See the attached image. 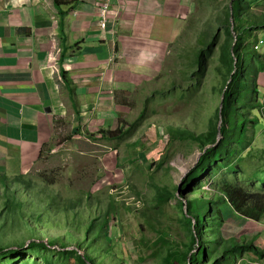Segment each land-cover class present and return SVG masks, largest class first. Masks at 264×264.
<instances>
[{
    "label": "rangeland",
    "instance_id": "1",
    "mask_svg": "<svg viewBox=\"0 0 264 264\" xmlns=\"http://www.w3.org/2000/svg\"><path fill=\"white\" fill-rule=\"evenodd\" d=\"M196 2V12L175 33L164 63H158V77L141 83L132 90V94L129 90L127 99L134 102L128 110L126 122H123V129L127 125L124 132L126 139L120 133L112 141L110 134L101 138L99 131L93 130L85 133V137L88 135L94 141L81 142L83 137L80 136L82 140L79 139L72 146L68 144L71 138L67 132L61 142L53 143L54 147H62L53 153L44 151L41 162L46 164L43 167L37 164L27 168L26 175L19 176V182L14 183L10 177L0 174V252L23 250L33 242L40 244L35 241L38 240L42 243L40 245L56 250L66 244L70 249L82 248L95 262L102 259L104 264H111L112 259L114 264H164L166 246L173 248L177 245L183 251L192 243V230L182 223L187 198H199L205 192L209 199H213L214 192H217L215 187L226 182L239 184L250 191L264 192L263 122L257 124L256 129L254 124L247 123L246 154L243 152L238 162L235 160L239 154L229 155L226 162H235L230 170L218 167L211 175L203 173L201 181L195 182L191 195L181 190L182 182L199 161L203 150L199 142L177 136L176 132L185 129L198 136L207 131L211 117L215 122V109L220 104L219 89L230 71L231 60L232 69L237 61L230 50L233 48L234 25L238 32L255 27L247 32L252 38L245 44V58L241 57L240 63L243 64V76L259 87L258 101L264 107V72L254 76L252 65L256 54H264V29L260 28L264 25V11H250L243 19L233 20L231 0ZM228 31H231L230 35ZM212 40L216 42L211 48V57L206 58L205 76L198 80L194 74L198 70L200 51L208 49ZM255 45L259 47L257 52L254 51ZM252 76L254 78L250 80ZM250 94L248 90L244 97L237 99L236 106L243 108L237 110L250 111L247 104L254 95ZM222 100L223 95L220 102ZM219 109L221 112V106ZM232 115L235 117L233 112ZM235 118L229 123L235 122ZM137 132L146 134L138 142L140 146L134 142ZM153 134L156 136H151ZM170 137H173V141ZM221 139L220 135L215 144ZM229 146L230 149L237 148L234 143ZM15 171L17 169L11 167L6 175L11 176ZM45 177L55 183L49 185L46 182L39 186L40 198H44L42 203H38L39 209L25 207L21 210L27 218L40 212V225L36 227L27 223V219H21L16 203L25 196L21 182L32 179L33 182L28 185L30 187L39 184L40 178V183L44 182ZM5 194H16V200L5 201ZM33 195L37 196L38 193ZM219 201L214 200L213 219H210L212 222L206 231L205 241L211 239L208 232L213 228V221H218L223 241L234 240L242 245L252 241L264 251V219L259 223L244 219L232 212L228 205H219ZM178 202L184 203L182 215ZM108 214L110 222L107 221ZM103 224L106 225L100 230ZM90 225L93 228L88 233ZM99 236L101 239L97 238ZM110 237L112 243L109 245ZM207 246L210 247V244ZM221 249L217 258L208 264H264V260H258L251 252L227 258ZM106 250L113 256H106ZM3 264L16 262L3 261ZM66 264L76 263L72 260Z\"/></svg>",
    "mask_w": 264,
    "mask_h": 264
},
{
    "label": "crops",
    "instance_id": "2",
    "mask_svg": "<svg viewBox=\"0 0 264 264\" xmlns=\"http://www.w3.org/2000/svg\"><path fill=\"white\" fill-rule=\"evenodd\" d=\"M103 2L0 0V174L13 183L43 167L44 149L67 132L72 146L80 136L89 142L93 130L112 141L125 132L134 102L127 96L158 77V63L197 7L195 0H112L119 17L102 29ZM243 2L238 19L264 11V0ZM137 134L140 146L146 134ZM11 167L17 171L7 176Z\"/></svg>",
    "mask_w": 264,
    "mask_h": 264
},
{
    "label": "trees",
    "instance_id": "3",
    "mask_svg": "<svg viewBox=\"0 0 264 264\" xmlns=\"http://www.w3.org/2000/svg\"><path fill=\"white\" fill-rule=\"evenodd\" d=\"M53 1L58 7L63 0ZM231 2V6L234 11L233 20H235L241 15H243L246 10V5L243 0H231ZM254 28L255 27H252L238 32L236 26L234 25L232 29V31H234V33L236 34V41L233 45L231 55L237 61L235 64V69L234 67L232 69L231 60L229 64L230 71H228V75L223 80L222 86L219 89L220 97L223 93V100L221 102L220 126V135L222 136V139L217 144H215L217 137L216 125L218 121V109L220 104H218L215 109V122L213 121V117L208 120V129L205 133L196 136V134L190 130L184 129L177 130L176 132L177 136H182L184 139H187L189 141L197 143L199 142L201 150L204 151L199 161L196 163L192 171L189 173V175H187V177L181 184V190H184L189 195H191V192L194 191V188L196 186L194 184L195 182H199L200 178H202L203 176V173L208 172L207 175H211V173L215 171L218 167L230 170L231 166L242 158L241 154L243 152H245L246 154V150L248 148V141L246 140L248 122H251L255 125L254 129H256L257 124H260L262 122L264 124L261 111L263 106L258 101L260 95L259 87H257L255 84H251L246 79V77L243 76V64L240 63L241 57L245 58V44L249 42L252 38V35L248 34L247 32L253 31ZM230 33L228 31L229 35ZM215 42V40H212L208 49H206L205 51H200L197 63L198 70H196V74H194V77L196 76L198 80H201V78L205 76L207 70L206 58L209 59L211 57V48H214L213 45H215ZM252 62L254 66V76H257L259 73L264 72V55L255 57ZM233 70L235 71L230 76ZM62 75L64 77L65 73ZM230 77L231 81L227 83ZM253 78L254 77L252 76L250 80H252ZM250 86H253V88H251ZM248 90L251 92L250 96L254 94V98L251 97L250 102L247 104L248 106H250V111L245 113L244 111L237 110V108H243L237 107L236 104L238 103L236 101L238 98L244 97L245 92H248ZM232 112L235 114L236 118L232 115ZM232 118H235L236 120L235 122L230 124L229 122ZM234 130H236V132H234ZM103 133L102 131H99V134H102L101 138H103ZM121 134L123 135L125 133L121 132ZM104 137H106V134H104ZM170 138H172L171 141H173V137ZM228 142L229 144L234 143V146L237 148L230 149L229 144H227ZM207 146L209 147L205 149V147ZM52 149L53 145H50L48 148L46 147L44 151H51ZM234 153L239 154L237 155L238 159H236L235 162H226V158L229 157V155H233ZM43 180L44 182L40 183V178L39 184L35 183V185H32L30 187L28 185L33 182L32 179L26 182H21V186H23L25 191V196L24 199H19V202L16 201L18 210L21 215V219H27V223L34 224L36 227L38 226V224L40 225V220L38 219L41 218V216L39 215L40 212L33 216H30V218H27L26 215L21 213V210H23V208L25 207H33L39 209L38 203H42L44 201V198H40L41 191L39 189V186L45 184L46 182L49 183V185L54 184V181H48L46 177ZM6 189L9 193L10 190L8 189V187H6ZM215 189L217 190V192H214L213 199H209L208 193L205 192H203V195L199 198H194L193 196H191L190 198L186 199L184 210L185 218H183L182 223H184L186 226H189L192 230V243L190 245H187L185 250L183 251H181L177 245H174L173 248H171L170 245L166 246V252L164 254L165 257L163 259L164 264H208L209 262L217 258L216 255L220 247H222L221 250L223 254H227V258L240 255L241 253L244 254V252H251L257 257L258 260H264V251L259 246L254 245L252 241L247 242L246 245H242V243H239L237 241L233 242L234 240L223 241L219 234L221 224L218 221H213V228L210 232H208L211 236V239H207L205 241V236L207 233L206 231L209 229L210 222H212L210 221V219H213L212 206L214 205L215 199H220V201L218 202L219 205H228L229 209L231 208L232 210H234V212L240 217L259 223L262 221V219H264V192L250 191L245 187L239 184H234L232 182L222 183L218 187H215ZM32 192L38 193V195L34 196ZM197 192L198 191L196 190L195 193ZM35 198L36 200H34ZM4 200H10L11 202H13L14 200H16V194H5ZM178 203L181 206L182 215L184 203ZM201 214L202 217H200ZM107 221L110 222V214L107 215ZM104 225L106 224H103L100 227V230L104 228ZM92 228L93 226L91 227L90 225V227H88L87 229V232L90 233L92 231ZM97 238L101 239V236ZM35 241L42 244L41 241ZM111 243L112 239L110 237L109 245ZM208 243L210 244V247L207 246ZM40 244L33 242L26 249L23 250H4V252H0V264H3V261L8 263L15 261L16 264H54L58 261L60 262V264H66V262L71 263L72 260H74L76 264H104L102 259L95 262L94 258L91 257V255L87 254L82 248L80 250H82L84 253L82 252V254H79L78 250L70 249L69 246H66L67 244L61 245L60 248L57 249L59 251H57L56 249H51L50 246H43ZM195 249L196 251L193 252ZM106 252L107 250L104 251V253ZM106 256L112 257L113 254L106 253ZM226 260L227 259H225V261ZM111 264H114L113 259Z\"/></svg>",
    "mask_w": 264,
    "mask_h": 264
},
{
    "label": "clouds",
    "instance_id": "4",
    "mask_svg": "<svg viewBox=\"0 0 264 264\" xmlns=\"http://www.w3.org/2000/svg\"><path fill=\"white\" fill-rule=\"evenodd\" d=\"M106 1L107 0H104V2L102 3V5L104 4V3H106ZM111 3H112V1H111ZM111 3H110V8H109V18H108V23L110 22V21H116L117 19H118V17H119V11H114V10H112L111 9ZM101 5V6H102ZM101 6H100V8H101ZM99 8V9H100ZM99 9H98V12H99ZM233 29V28H232ZM232 33H234L233 31H232ZM261 41H259V43H260ZM262 43V42H261ZM255 48H256V45H255V47H254V51L255 52H257V50H255ZM259 48V47H258ZM264 54L263 53H260V54H256V56L255 57H258V56H263ZM112 62H113V60H112ZM88 139V138H87ZM89 140V139H88ZM52 145V144H51ZM63 145H60V146H58V147H54V145H53V149L52 150H56L57 148H59V147H62ZM49 147V146H48ZM47 147V148H48ZM51 150V151H52ZM46 151H48V152H50V153H53V152H51V151H49V150H46ZM116 154H117V150H116ZM230 210H232L231 208H230ZM232 212H234V210H232ZM235 213V212H234ZM238 215V214H237ZM72 249H76V250H78L77 248H72ZM78 252H79V254H82V251L81 250H78Z\"/></svg>",
    "mask_w": 264,
    "mask_h": 264
},
{
    "label": "built area",
    "instance_id": "5",
    "mask_svg": "<svg viewBox=\"0 0 264 264\" xmlns=\"http://www.w3.org/2000/svg\"><path fill=\"white\" fill-rule=\"evenodd\" d=\"M110 0H107L106 3H104L101 8L99 9V16H100V21H99V26L104 29V27H106L107 23H108V18H109V8H110ZM261 44V42H260ZM255 50H258V47L256 45ZM56 71V69H55ZM51 152H54V150H52Z\"/></svg>",
    "mask_w": 264,
    "mask_h": 264
},
{
    "label": "water",
    "instance_id": "6",
    "mask_svg": "<svg viewBox=\"0 0 264 264\" xmlns=\"http://www.w3.org/2000/svg\"><path fill=\"white\" fill-rule=\"evenodd\" d=\"M231 28H232V26H231ZM232 36H233V43H232V47H233V45H234V43H235V41H236V34L235 33H232ZM231 53H232V48H231ZM235 64H236V61H235ZM235 64H234V69H235ZM234 71L235 70H233L232 71V73H231V75L234 73ZM227 83H229V80L227 81ZM224 91H225V88H224ZM221 95H223V93L221 94ZM221 98V97H220ZM221 106V102H220V105H219V107ZM220 126H221V112H220V109H219V112H218V123H217V138L218 137H220ZM217 138H216V140H217ZM209 146H207V147H205V149L206 148H208ZM204 152V151H203ZM201 155L202 154H200L199 155V157H198V160L200 159V157H201ZM178 192H179V188H178Z\"/></svg>",
    "mask_w": 264,
    "mask_h": 264
}]
</instances>
